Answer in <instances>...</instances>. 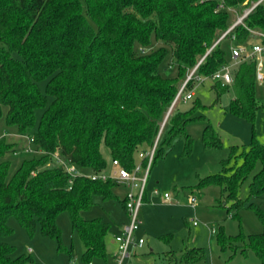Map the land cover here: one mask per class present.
Returning a JSON list of instances; mask_svg holds the SVG:
<instances>
[{
    "label": "trees",
    "instance_id": "16d2710c",
    "mask_svg": "<svg viewBox=\"0 0 264 264\" xmlns=\"http://www.w3.org/2000/svg\"><path fill=\"white\" fill-rule=\"evenodd\" d=\"M231 8L241 14L251 10L223 36L236 21ZM259 32L264 33V0H0V117L6 107L7 123L24 133L41 110L39 127L29 136L41 155L24 160L11 176L12 162L3 157L16 151L15 144L0 136V264H42L29 253L15 254L16 246L4 239L13 233L11 216L30 232L39 222L44 234L60 237L61 211L69 213L80 236L82 259H106L112 224L83 212L94 206L96 195L114 198L118 184L85 174L72 177L54 155L99 172L108 170L104 144L112 160L133 168L135 154L153 146L188 69L195 70L185 79V92L197 77L212 76L228 64L224 40L251 45L264 41ZM153 39L160 45L147 51ZM167 55L177 66L175 76L161 72ZM256 72L257 59H244L233 82L215 79L213 84L218 98L234 88L230 110L250 121L260 105ZM179 100L164 124L152 166L189 122L204 117L194 114L201 102L181 111ZM203 140L206 146L220 143L210 123ZM192 142L188 135L187 148ZM242 156L233 173L224 167L201 183L220 185L236 209L246 201L239 196L240 185L258 162L248 199L264 196V144L253 137ZM123 204L126 209L124 199ZM248 206L264 223V208L255 202ZM218 243L244 254L253 251L264 264V232L230 235L221 229ZM68 252L72 256L73 248ZM168 255L176 258L173 251ZM183 257L202 260L206 252L189 248Z\"/></svg>",
    "mask_w": 264,
    "mask_h": 264
},
{
    "label": "rangeland",
    "instance_id": "374dc122",
    "mask_svg": "<svg viewBox=\"0 0 264 264\" xmlns=\"http://www.w3.org/2000/svg\"><path fill=\"white\" fill-rule=\"evenodd\" d=\"M247 8L244 9V12ZM233 10L234 20H238L244 13ZM232 20V17L231 19ZM235 21V22H236ZM160 43L152 40V46L147 51L159 47ZM223 45L227 51L228 64L231 71H235L238 62L244 60L232 56V46H246L237 44L232 39H226ZM262 64L264 75V55L257 59ZM161 72L167 76L177 74V66L171 63V56L167 55L160 65ZM194 68L188 69L186 77L191 76ZM185 79L181 82L184 84ZM215 78L199 76L193 81L186 92H194L189 99H180L176 109L184 111L199 101L203 106L195 110V115L204 116L189 122L186 130L181 132L170 147L165 145V154L156 158L147 183L146 200L140 209L141 224L135 231V237L144 239L142 246L131 244L129 254L122 264H261L260 258L250 251L244 254L239 248H221L218 243V233L223 229L227 234L236 235L243 231L246 235L264 232V223L259 218L255 208L249 205L255 202L264 208V196L249 197V186L254 174L260 169L258 162L248 177L241 183L240 198L245 203L236 209L232 201L227 199V191L217 184L202 185L203 179L220 173L227 167L229 174L243 162V152L248 150L253 137L264 144V76L256 79V97L260 105L256 111L254 121H250L230 110V100L235 96L234 88L223 92L218 98V92L213 86ZM44 86V83H42ZM7 108H3L0 117V136L15 144L16 151L8 152L3 158L12 162L9 176L26 159L39 157L41 152L36 150L30 137L39 127L41 110L37 111L34 126L27 132H20L17 125H9L6 121ZM210 123L220 138L217 145L206 146L203 140L205 125ZM163 124V123H162ZM188 135L193 138L191 148H187ZM165 136H168V134ZM108 172L112 169V155L103 144ZM0 158V161L3 159ZM141 158L138 152L135 161ZM76 169L83 173H92L90 169L76 165ZM154 189H158L155 193ZM115 197L105 199L101 195L95 196V204L90 210L83 212L87 218L103 217L111 222L112 227L106 235L109 254L106 259L96 258L92 263L82 259L83 243L80 236L72 228V221L67 211H61L56 221L61 228V236L47 235L41 231L38 222L34 232L24 227L16 216L9 218L13 233L4 239L16 246L15 254L29 253L42 264H117L119 258V243L115 240L116 233L122 232L119 224L129 222V216L123 204L127 187L115 185ZM165 192L169 199H163ZM196 197L194 203L191 198ZM203 247L206 258L187 261L183 257L185 250ZM73 248V255L68 250ZM169 251L176 253V258L169 257Z\"/></svg>",
    "mask_w": 264,
    "mask_h": 264
},
{
    "label": "built area",
    "instance_id": "2783aa9c",
    "mask_svg": "<svg viewBox=\"0 0 264 264\" xmlns=\"http://www.w3.org/2000/svg\"><path fill=\"white\" fill-rule=\"evenodd\" d=\"M250 10L251 8L247 9L246 12L242 16H240L238 20L223 34V36L226 33L230 32L235 24L241 22L243 20V17L247 15ZM259 33L261 36L264 37V33L261 32ZM248 46L251 49V51H249L246 46H236V45L232 46V56L235 58H242V59H248V58L258 59L259 57L264 55L263 40L252 42L251 45ZM256 76L258 79H262L264 76L262 72V64L260 62L257 63ZM190 77H192V75L188 76V79ZM213 77L215 79H220L223 83L233 82V72L231 71L230 65L229 64L223 65L219 70H217L213 74ZM187 80L184 82L179 92L177 93L176 98L172 106L170 107L167 115H169L172 107L174 106L175 102L178 99L185 100L193 96L194 92L192 91L185 92ZM166 120H167V116L162 124L160 132L157 138L155 139L153 146L149 147L148 149H143L138 153L141 159L139 160V162H136L133 168H127L126 166L122 165L119 160L113 159L112 169L110 172H108L107 170H103L99 172L83 173L76 169V164L69 163L67 160L62 158L58 153L54 155L55 158L57 159V162L62 164L65 167V169L71 174L72 177L78 174H85L87 176H90L92 179H103V180L112 179L118 185L124 184L127 187V192L124 196V200L126 204V211L129 216V222L125 223L123 225L122 232L116 234L115 236L116 240L119 243V248H120L117 264H122L125 256L129 254V246L131 244L142 246V244L144 243V239L142 237L139 238L138 240L136 239L135 231L139 228L141 224L139 213L141 207L143 206L146 200V191H147V183L149 180V174L155 156L158 140ZM145 158L147 159L146 164L143 162ZM70 182H72V180ZM154 191L155 193L159 192L158 189H154ZM162 198L167 200L170 198V194L168 192H165ZM195 201H196V197H192L191 202L194 203ZM70 264H75V263L71 261Z\"/></svg>",
    "mask_w": 264,
    "mask_h": 264
},
{
    "label": "crops",
    "instance_id": "0c3cea01",
    "mask_svg": "<svg viewBox=\"0 0 264 264\" xmlns=\"http://www.w3.org/2000/svg\"><path fill=\"white\" fill-rule=\"evenodd\" d=\"M148 200V199H147ZM146 200V201H147ZM126 222L124 221L121 225L119 224V226H120V228H121V230L123 229V225L125 224ZM111 227H112V225H111ZM117 234V233H116ZM116 236V235H115ZM115 240H116V238H115ZM116 242L118 243V241L116 240Z\"/></svg>",
    "mask_w": 264,
    "mask_h": 264
},
{
    "label": "water",
    "instance_id": "95a60500",
    "mask_svg": "<svg viewBox=\"0 0 264 264\" xmlns=\"http://www.w3.org/2000/svg\"><path fill=\"white\" fill-rule=\"evenodd\" d=\"M167 117H168V115H167Z\"/></svg>",
    "mask_w": 264,
    "mask_h": 264
}]
</instances>
